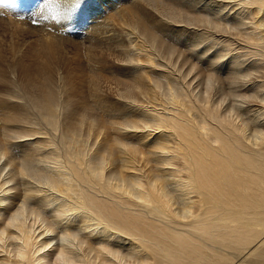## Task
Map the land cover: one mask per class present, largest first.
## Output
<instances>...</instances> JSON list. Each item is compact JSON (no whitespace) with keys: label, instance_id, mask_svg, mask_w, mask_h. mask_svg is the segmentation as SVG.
<instances>
[{"label":"bare ground","instance_id":"6f19581e","mask_svg":"<svg viewBox=\"0 0 264 264\" xmlns=\"http://www.w3.org/2000/svg\"><path fill=\"white\" fill-rule=\"evenodd\" d=\"M128 1L115 0L119 9L109 15L128 44L86 38L98 68L109 67L107 56L120 74L95 73L90 102L76 93L54 38L72 39L49 33L23 50L14 28L5 43L0 20V46H9L0 48V157L9 166L4 175L0 169V196L17 194L0 210V264H264V103L230 113L208 93L194 96L189 79L170 69L167 40L182 36L184 28L175 26L187 23L201 25L203 38L209 29L226 32L222 54L250 60L253 82L264 88V0ZM85 2L74 23L55 11L41 15L32 3L30 16L80 28L78 19L94 21L100 15L88 14L107 0ZM0 6L24 12L18 0H0ZM91 29L106 30L98 22ZM156 52L169 53L166 62ZM58 58L64 63L55 66ZM195 66L194 75L215 79L227 70L211 61ZM145 124L152 131H135ZM36 156L47 164L45 187L29 182ZM33 198L36 207H28ZM53 240L55 247L42 253Z\"/></svg>","mask_w":264,"mask_h":264},{"label":"rangeland","instance_id":"374dc122","mask_svg":"<svg viewBox=\"0 0 264 264\" xmlns=\"http://www.w3.org/2000/svg\"><path fill=\"white\" fill-rule=\"evenodd\" d=\"M18 1L21 2L22 10H24L23 13L20 10L10 9V8H6V7L2 8L0 6V20L4 19V21H5L3 26H1V27H5V29L7 31V32H5V34L7 33L6 34L7 36L4 35V37L6 36L5 37L6 40H4L5 43H7V42L9 43V41L11 39L9 32H10V29H11V31L13 30L12 28H14V31H16V33L13 34L12 38H14V39L18 38V40H19L18 46L21 45V48L23 50H26V48L30 47L31 44H33L34 39H36L38 37L43 39V37L48 38L47 37L48 35L52 36L49 33H51V34L56 33V35H64V37L72 39V40H69V39L65 40L62 38H57V37L54 38L53 37L54 39H56L57 42L59 41L57 44L61 48V51L63 54L62 56L66 58V60L68 61V64L70 65L71 70L73 71L74 89H75L76 93L78 92L79 95H83L85 98H87L89 100V102L91 101V98H90V93H91L90 82H91L93 76L95 75V73H100V74H102L104 76H108V77H111L113 74L116 73L117 76H120V74L117 73L115 70V65H114L113 61L107 56H105V60H106V62H108L107 64L109 65V67H105L104 65H102L105 69L98 68L99 65L95 64L94 61L88 57V55H87L88 54V50H87L88 44L85 43L87 37H89V36H96L97 37L98 36L99 38L101 37L102 40L111 39V40H114L117 42L124 41L125 43L123 42V44H128L127 43L128 38L126 37L123 29H121L114 22L112 23L111 19L109 18V15L111 13L116 12L119 9V7H117V8L115 7V4H114L115 0H107L106 6L103 7L102 9H100L101 11H97V13H95V12L89 13L88 14L89 16H93V14L100 15L99 17L94 18L95 19L94 21L92 20V17H89L88 22H85L82 24V19L79 18L77 23L80 25V28H76V29L75 28H69L67 26H60V25L54 24L52 22L49 23V22L41 20L37 17L30 16L31 15L30 11H32V9H30L29 5L31 3L34 4L33 6L36 9V8H38V5L40 2H46V0H26V1L25 0H18ZM23 4H25V5H23ZM128 4H129V1L124 0V3L122 6H125ZM201 4L199 3V5H201ZM35 9H33V11H35ZM25 11H27V12H25ZM11 18L15 19L16 23H14L11 20ZM33 20H35L36 23H32ZM42 21H44L45 23L43 22V24H41ZM93 22H96V23L98 22L100 27H103L106 29L105 32L103 31L102 33H98L99 29H96L98 31H94L93 29H91V24H93ZM226 23H230V22L227 20ZM44 25H45V27H44ZM40 28L43 29V31ZM65 28H66V30L63 31V29H65ZM175 28L177 30H180L181 33H182V30H184L183 33L181 34L183 37L182 36H179V38L178 37L177 38L172 37V40L167 38V40L169 42L168 43L169 44V50L171 51V53L169 51L170 57L168 56L169 53L164 54V55L168 56L169 59L171 58L172 63H174L176 65V66L174 65L175 68L173 66L172 67L170 66V69L174 70L173 72H174L175 77H176V75H178V77H179V75L180 76L184 75L185 81L187 79H189L188 81H190L189 82L190 84H189L188 88L192 91V94L194 93L193 94L194 96L201 98L205 95H210L209 97L211 98L212 101H214L215 103H220V107L222 109H226L227 111L231 110V112L229 111L230 113H232V111L237 112V113L243 112L244 109H250L251 110L253 108L252 104H251L252 107H250L251 102H253V101L258 102V100L264 101V97H263L264 96V91H263L264 88H257L255 82H253L255 76H254V71L251 67V64H252L251 61L248 59L245 60V59H243V57H240V56L230 57L228 55L226 56V54L225 55L222 54L224 52L221 48V45L219 44V41L221 39H223L224 37H227L226 32L222 33L220 31H217L214 29H212V30L209 29V30H206L208 35L206 36V38H203V37H200V35H198V31L202 32V31H204L203 30L204 28H201V25H198L196 23H187L185 26L176 25ZM181 28H184V29L181 30ZM45 29H46V32H45ZM44 32L46 34L43 36ZM17 33L19 34V36ZM178 33H179V31H178ZM188 33L190 36L187 35ZM211 35L213 36L212 40L209 39L212 37ZM173 36H175V35H173ZM19 38H21V39H19ZM181 38H182V40H181ZM214 38L216 39V41L214 40ZM173 39H174V41H173ZM169 40H171V41H169ZM60 42H62V43H60ZM0 48H3L5 50H7V49L9 50V46L6 44L0 46ZM155 54H157L156 55L157 58H160L161 61L166 62L165 59L163 58L164 55L160 54L159 55L160 57H159L157 52ZM226 57H228V59H226L223 63H221L220 62L221 59L226 58ZM174 58H176V60H174ZM29 59H31V61H34L35 59L37 60V57L29 56L28 61H29ZM199 61H202V62L211 61L212 63H214L217 66H220L222 68H227V70H225L224 72L222 70L221 74L219 73L220 79H217V78L215 79L214 76H207V74H204L203 76L198 75V74L194 75V73L196 71L195 65H197V63ZM239 62H241V63H239ZM55 63H56L55 66H59V65H62L64 63V61L62 58H58L55 61ZM188 66L191 67L192 69L191 68L189 69ZM177 67L178 68L180 67V69L181 68L182 69L178 70ZM251 71H252V73H249ZM178 72H179V74H178ZM231 73H232V75H231ZM244 76L250 77V79L247 81H244L241 79V77H244ZM208 78H209V80H208ZM188 81H186V82H188ZM163 86L164 87L161 86L162 88H160V89L162 90L164 88L165 91L164 90H162V91L160 90V91L161 92H163V91L167 92V87L165 88L166 85H163ZM208 89L210 90V92H208ZM240 90H242V91H240ZM204 93H208V94L204 95ZM202 94H203V96H202ZM253 95L255 96V98ZM249 96H252V97L250 98ZM0 112H2V110ZM249 114L253 115L254 111H251ZM32 115H33V117L30 118V116H32ZM255 115L256 114H254V116ZM36 118H37L36 115H34L33 113L29 114V119H30V122L33 126L39 125V120ZM19 140H21V139H19ZM11 153L13 155L17 154L16 155L17 157L19 154H21V152H19V149L18 150L12 149ZM36 157L38 159V164L36 163L37 162ZM36 157L31 160L32 161V162H30L31 165L28 164L29 167L31 166V168H29L31 172L30 171L28 172V174H30V175H28L30 180L28 179L27 176H26L27 178L26 177L25 178L27 180H29V182H31L32 184L37 182L35 185L45 187V182H44V179H45L44 176L45 175L44 174L46 173V169L44 170L43 167L46 168L47 164L44 161H42V159H39L38 156H36ZM2 162L3 163L5 162L4 156L0 157V169H1V167H4V164ZM1 163H2V165H1ZM44 164H45V166H44ZM4 168H5V170L1 171V172H3L2 173L3 175H4V172L9 170V166H7V167L5 166ZM33 173H34V175H33ZM10 183H12V181ZM12 191H13V189L11 190V192ZM35 198H33L34 202H32V200H30L32 203L30 201H29L30 203L29 202L27 203L28 207H36V203H35L36 199ZM7 201L9 202V200H7Z\"/></svg>","mask_w":264,"mask_h":264},{"label":"snow or ice","instance_id":"6c2138e0","mask_svg":"<svg viewBox=\"0 0 264 264\" xmlns=\"http://www.w3.org/2000/svg\"><path fill=\"white\" fill-rule=\"evenodd\" d=\"M219 2L221 3V5L223 4H230L231 0H219ZM10 6H18V5H10ZM87 7V4L85 2V0H46V2H40L38 5V11L40 12L41 15H43L44 11L47 12H52L55 11L58 14V17L63 20L66 23H74L77 18L79 17V15L84 11V9ZM239 10V9H237ZM47 18V17H45ZM32 23H36L35 20L32 21ZM226 59H228V57L226 58H222L221 59V63H223ZM242 80L247 81L250 79V77L244 76L241 77ZM261 103H264V101H262ZM123 127V126H121ZM135 131L137 132H148V131H152L151 126L145 124L143 126V129H136ZM121 147H123L121 145ZM157 151L162 152V149H157ZM165 155H167V153H165ZM163 167L165 168H172V165H164ZM21 176L23 177V172L21 173ZM11 187V186H8ZM53 193L55 192L54 189L51 190ZM17 194L15 192H4L3 196H0V210H4L7 209L9 206L8 204L4 203L3 200L7 197H15ZM44 196L43 192L40 193H36V197L38 199H42ZM49 211H51V209H49ZM77 213H59L58 217H66V216H76ZM11 221H9V226L11 227ZM45 238H52L51 234H48L47 237H41V239H45ZM55 247V241L53 240V243L48 244L47 249H41V252H46L49 249H53Z\"/></svg>","mask_w":264,"mask_h":264}]
</instances>
